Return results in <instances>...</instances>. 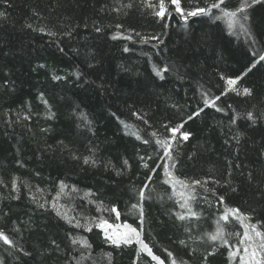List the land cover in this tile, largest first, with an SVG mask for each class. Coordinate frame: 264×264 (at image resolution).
Instances as JSON below:
<instances>
[{"label":"trees","instance_id":"trees-1","mask_svg":"<svg viewBox=\"0 0 264 264\" xmlns=\"http://www.w3.org/2000/svg\"><path fill=\"white\" fill-rule=\"evenodd\" d=\"M130 2L132 8L122 7ZM213 2L182 0L185 7ZM240 2L226 0V6ZM0 11L6 13L0 18V229L15 242H0V262L76 264L88 250L71 239L83 237L92 247L82 264H109L106 253L111 264H156L146 254L137 261L136 243L116 247L95 227L103 217L140 230L139 209L132 208L140 202L142 239L165 264L172 258L177 264H240L230 257L245 245L238 221H220L228 244L209 234L225 207L239 208L250 217L245 223L264 231V118L254 125L246 118L249 111L264 113V62L247 71L253 50L264 49V4L249 9L251 35L215 19L218 10L187 22L174 12L161 20L142 0H7ZM165 65L169 72L161 80L153 69ZM236 77L241 93L247 87L252 94L221 96L226 79ZM202 92L221 96L216 105L224 111L205 107ZM199 108L204 111L182 129L192 135L173 149L172 168L155 141L170 136L164 125L175 126ZM165 165L190 185H176V191L194 197L189 205L198 219H177L188 210L164 182ZM194 180L207 181L211 191ZM53 203L74 218L72 224ZM112 206L118 221L107 211Z\"/></svg>","mask_w":264,"mask_h":264},{"label":"snow or ice","instance_id":"snow-or-ice-1","mask_svg":"<svg viewBox=\"0 0 264 264\" xmlns=\"http://www.w3.org/2000/svg\"><path fill=\"white\" fill-rule=\"evenodd\" d=\"M0 3H7V0H0ZM142 3H144L147 7L153 9V15L160 18L161 20L165 19L166 16H171L172 13L178 14L180 17L183 18L185 22L191 17H200V16H207L210 13L213 12V10H218L220 15L216 16L215 19H226L228 28L233 29L238 26L239 30L244 32L246 35H251V28L249 25L250 22V12L249 9L253 8L257 4H264V0H241L239 6L235 9H229L226 6V0H215V2L208 4L207 6H194V7H185L183 6L182 0H158L157 4H153L151 0H142ZM122 7L125 8H132L133 4L130 2L126 5H122ZM171 7V11L169 10ZM115 11H120V9H114ZM6 17V13L3 11H0V18ZM167 26V25H165ZM31 27V25H29ZM117 28L122 27V25L117 24ZM43 31V29H41ZM96 31H100V28H97ZM51 34V33H50ZM119 34H117L118 36ZM139 35V33H137ZM117 36H114L113 39H116ZM127 39H131V37H127ZM152 39H156L159 41V37H152ZM144 42H147L145 40ZM162 43V41H159ZM253 43H256L255 40H253ZM125 51H128L127 48H125ZM252 56L255 57L254 62L251 64V66L247 69V71H251L253 68L256 67L257 64L260 62H264V49H254L252 52ZM40 67H44V65H40ZM154 72L156 76H158L161 80L165 79L164 73L169 72V66L165 65L163 68L154 67ZM246 74V73H245ZM241 77L236 78H227L226 79V85L227 88L225 91L221 93L222 95H227V93L235 92L237 95H248L250 96L252 94L251 89L245 87L241 91L236 87L238 84V81ZM53 79H61L59 76H54ZM221 79H225L224 77H221ZM43 96V94H41ZM221 96H215L210 97L208 95V92H202V98H203V104L205 107H214L216 111H224L223 108L216 105V101L220 100ZM44 103L47 104V100H44ZM231 108V105L228 106ZM204 111V108H199L197 112L190 114L187 117V120H183L180 123L176 124L175 126H169L164 125V127L168 130L170 133L169 137H165L163 139H157L155 142L157 145H159L163 149V157L167 158V160L173 161V164L171 165L172 168H175L176 166V158L173 155V149L179 148V145L182 142L188 141L191 137L192 133L184 129V125L187 123L188 120H192L194 117L199 116L200 112ZM133 115L137 116L139 115L137 113H133ZM246 118L252 122V124H256L257 121L261 118H264V113H262L260 116L255 115L252 111H249L246 113ZM233 124L236 123V120L233 119L231 121ZM147 123V121H145ZM127 127V125H126ZM153 137L157 135V133L153 132L151 133ZM140 138L139 136L137 137ZM145 144H148V140L143 141ZM175 142V143H174ZM237 142H239L237 137ZM141 160H144V157L140 158ZM148 159H152V157H149ZM86 164L89 163V158H85L84 161ZM92 163H95L92 161ZM124 164L127 165L128 161L125 160ZM143 167L148 168L149 165L147 162L143 164ZM156 167H160V165H157ZM153 173L155 172V169H150ZM164 174L168 177L165 183H168L171 185L174 192H176V195L180 197L181 200H183V203L180 204L181 208H187L186 214H180L177 213V219L180 221H184L186 218L194 217L199 218V214L192 211L189 200L194 199L193 196L186 195L184 191H176V185H180L181 189H188L190 188V185L186 183L183 180L177 179L173 176L172 172L169 170V166H164ZM231 175V173H229ZM148 180H151L152 177H147ZM216 183H219V181H216ZM192 184L194 185H200L201 187H205L207 184V181H200V180H194L192 181ZM64 185H61V188L63 189ZM147 187V185H145ZM232 191H236L235 188L231 189ZM205 191H211L210 189L205 187ZM138 196L140 201H143L145 199V193L143 189L138 191ZM218 201L221 205L224 204V197L220 196L218 198ZM39 207L43 208L44 205L40 204ZM53 210H56V214L58 216H62L69 224L73 223L72 217H68L67 213H61L57 209L56 203L52 204ZM133 209H139V220L141 224L140 230H138L136 227H133L131 224L128 223H116V222H109V219H105L103 217L99 218L98 222H95V227L102 230L105 239L110 242L112 245H115L116 247H120V245H131L133 242H135L137 245H139V248L137 250L136 259L137 261L140 260L141 254H146L148 257L151 258V261H155L156 264H165V261L161 259L159 255H156L153 253V249L149 247V244L142 239V232H143V223H144V211L142 203L138 202L137 204L132 205ZM107 211L111 213H115V220L118 221L120 219V212L117 210L115 206H112L110 209H107ZM230 217L238 221L240 225L243 227L244 231L242 234V239L240 240L241 244H245L246 246L243 248V255H240V249L236 248L235 251L230 252V257H236L239 256L240 258V264H264V231H260L257 229L256 224H249L245 223V221L249 220L250 217L246 216L245 214L241 213L239 208L235 207H225L223 210V213L220 215L219 219L216 221V232L214 234H209V239L211 241H216L218 239L222 240L224 244H228V241L224 239V228L220 224V221H224L225 223H228L230 220ZM76 228L82 227V225L79 223V221H76L75 225ZM16 230V229H14ZM86 231L91 232L92 227L87 226L85 228ZM185 231H189L188 228H185ZM237 235H240L237 233ZM0 242H3V244L8 245L9 247H15V242L9 238V235L5 233V230L0 229ZM53 244H55V241H52ZM181 244H184L185 241H180ZM72 245H79L82 249H87L88 254L87 256L81 252V258L76 260V264H82V261L84 259H90L91 258V247L92 245L88 242L86 238L83 237H72L71 239ZM59 246L57 245V248ZM74 251H79V249H74ZM214 253H208L204 260L207 261L208 255H213ZM25 256H29V252H24ZM109 258V264H111V253L105 254ZM168 258H171L173 254L171 252L167 253ZM2 264V262H0ZM93 264L95 262L93 261ZM135 264V262H134ZM170 264H177V260L175 258H172L170 260ZM180 264H185L183 260L180 261Z\"/></svg>","mask_w":264,"mask_h":264},{"label":"rangeland","instance_id":"rangeland-1","mask_svg":"<svg viewBox=\"0 0 264 264\" xmlns=\"http://www.w3.org/2000/svg\"><path fill=\"white\" fill-rule=\"evenodd\" d=\"M133 243H135V242H133ZM139 246V245H138ZM246 245H243L242 247H241V251H240V255H243V248L245 247ZM236 257H238L239 258V256H236ZM239 261H240V258H239Z\"/></svg>","mask_w":264,"mask_h":264}]
</instances>
